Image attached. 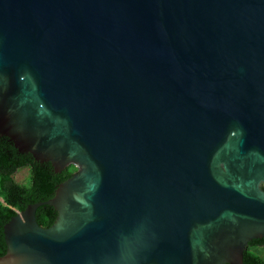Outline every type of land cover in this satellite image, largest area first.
I'll return each mask as SVG.
<instances>
[{"label":"water","instance_id":"95a60500","mask_svg":"<svg viewBox=\"0 0 264 264\" xmlns=\"http://www.w3.org/2000/svg\"><path fill=\"white\" fill-rule=\"evenodd\" d=\"M0 137L76 168L3 226L0 264H242L264 238V0H0Z\"/></svg>","mask_w":264,"mask_h":264},{"label":"trees","instance_id":"16d2710c","mask_svg":"<svg viewBox=\"0 0 264 264\" xmlns=\"http://www.w3.org/2000/svg\"><path fill=\"white\" fill-rule=\"evenodd\" d=\"M23 168L29 172L28 186L13 179V175ZM75 171L74 166H69L57 174L49 163H39L30 154L18 153L7 138L0 137V257L6 254L3 226L28 205L52 198L58 184ZM55 216L56 212L50 206H41L36 211L37 223L42 228H48ZM248 246H264V238L252 240ZM242 264H264V261L246 249Z\"/></svg>","mask_w":264,"mask_h":264},{"label":"rangeland","instance_id":"374dc122","mask_svg":"<svg viewBox=\"0 0 264 264\" xmlns=\"http://www.w3.org/2000/svg\"><path fill=\"white\" fill-rule=\"evenodd\" d=\"M29 172L27 168H23L18 170L14 175L13 179L18 184H24L26 186L29 185ZM247 250L252 254L259 256L264 261V246L261 248L260 246H248Z\"/></svg>","mask_w":264,"mask_h":264},{"label":"crops","instance_id":"0c3cea01","mask_svg":"<svg viewBox=\"0 0 264 264\" xmlns=\"http://www.w3.org/2000/svg\"><path fill=\"white\" fill-rule=\"evenodd\" d=\"M261 248L263 247V246H260Z\"/></svg>","mask_w":264,"mask_h":264}]
</instances>
